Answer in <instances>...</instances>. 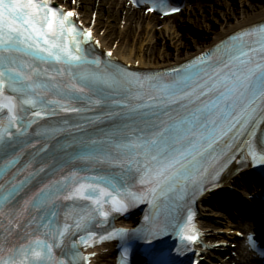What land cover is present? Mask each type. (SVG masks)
Returning a JSON list of instances; mask_svg holds the SVG:
<instances>
[{
	"label": "snow or ice",
	"instance_id": "obj_1",
	"mask_svg": "<svg viewBox=\"0 0 264 264\" xmlns=\"http://www.w3.org/2000/svg\"><path fill=\"white\" fill-rule=\"evenodd\" d=\"M71 16L73 13L69 12L63 19L58 20L55 10L38 4L37 0H0V49L9 53L17 52L44 63L55 60L57 63L68 65L69 68L95 64L96 68L72 73L76 83L68 91L57 93L69 99H79L80 96L76 94H82L87 89L96 97L97 104H103L110 98L107 90H118L125 93L127 99L140 100L143 90L147 88L159 94L152 96L151 99L159 100L161 104L139 107L163 106L166 109L169 104L181 103L185 99L193 102L191 99L193 96L199 100L201 95L216 93L215 99L209 104L196 109L192 120H184L165 127L152 133L150 137L138 136L135 140H129L119 146L125 156H138L141 150L143 151V156L146 158L143 170L145 178L151 185L148 194L153 200L166 190H171L179 180H187L193 172L200 174L203 170V162L211 156L210 150L214 151V145L219 139L227 131L243 127L254 113L257 102H264V63H254L251 53L256 52L257 49L249 44L243 45L240 57H235L239 64L223 65L222 68L214 70V76L204 80L203 83H199L203 77L200 76L198 65H190V71L186 75L166 83L155 78L142 79L130 76L109 66L101 68L99 61H85L80 55H74L67 45L50 42L48 35H55L57 28L63 33L65 22ZM68 31L72 32L73 29L69 28ZM257 43L260 50L264 51V35ZM245 48L247 51L244 50ZM79 51L77 47L76 52ZM108 55L110 56L111 53ZM241 57L248 59L244 60ZM225 69L229 71L225 72ZM43 75L44 73L31 65L0 54V94L3 93L4 83L7 81L13 92L28 97L23 100V104L43 103L42 99H33V97H37L40 91L46 92L58 88V85H50L42 81L40 78ZM190 83L195 85L192 91L187 90ZM133 89L136 90L135 95H131ZM85 98L90 99V97ZM55 103L59 104L58 101ZM11 110L12 107L9 106V111ZM137 110V108L131 109V111ZM12 119L15 117L10 119V124ZM3 135L4 133H0V140H3ZM91 143L95 145L98 142ZM97 158L102 159V157ZM261 163H264V160ZM114 204L115 211L126 210L127 206L124 203L114 199ZM187 238L195 240V237ZM40 243L37 241L38 246ZM51 247V245L47 246L49 253ZM34 255L40 259L43 252H34Z\"/></svg>",
	"mask_w": 264,
	"mask_h": 264
},
{
	"label": "rangeland",
	"instance_id": "obj_2",
	"mask_svg": "<svg viewBox=\"0 0 264 264\" xmlns=\"http://www.w3.org/2000/svg\"><path fill=\"white\" fill-rule=\"evenodd\" d=\"M62 3L75 4L82 18L94 22L98 30L108 40L109 44L119 42L123 49L132 53L143 54L149 63L156 60L171 61L176 57L187 58L200 48L207 47L211 41L232 27L236 19L242 17L262 16L258 11L247 9V1L262 5L264 0H199L191 2L174 17H168L156 22L154 13L140 17L126 2L116 0H59ZM140 13V11L138 10ZM173 22L168 31L164 24ZM204 209L199 215L200 223L207 224L205 234L210 243L219 242L225 235V230L236 229L232 223H237L238 217L229 214L222 205L213 200L203 203ZM219 246L206 251L205 262L214 264H234L228 258L230 251ZM226 261V262H224Z\"/></svg>",
	"mask_w": 264,
	"mask_h": 264
},
{
	"label": "bare ground",
	"instance_id": "obj_3",
	"mask_svg": "<svg viewBox=\"0 0 264 264\" xmlns=\"http://www.w3.org/2000/svg\"><path fill=\"white\" fill-rule=\"evenodd\" d=\"M118 3V2H117ZM247 5V9L249 10H254V11H258L259 13L261 12L263 15L262 16H252V17H248V18H243L241 20L236 19L234 21V24L232 25V27L230 29H228L227 31L223 32L222 36L227 35L229 32H232L236 29L242 28L246 25H249L251 23L257 22V21H261L264 20V12L260 11V9L262 8V5H257L254 3H250L247 1L246 3ZM135 12H137L135 10ZM142 18L146 17V14H144V12L141 13ZM140 16V17H141ZM165 18V17H163ZM81 21L88 27H91L94 29V35L96 38L99 39L100 41V48L101 49H105V50H110L112 52V56L114 58H116L118 61L124 63V64H128L130 67H136L137 68H158V67H163V66H168V65H172V64H176L179 63L181 61L180 57H176L173 60H169V61H164V60H156L153 63H149L147 62V60L144 58V53L143 54H138L136 55V53H132L130 50H126L123 49V47H121V43L120 40L119 42L115 39V41H113L112 43L109 44L108 40L103 36L102 33H100V31L97 28V25L95 23H91L89 22V20L85 19H81ZM156 21L159 22L160 18H156ZM173 25V22L170 23H165L164 24V30L168 31L171 26ZM222 36L216 37V40H219L220 38H222ZM213 41V42H214ZM211 42V44L213 43ZM202 49H198V51H201ZM196 51V52H198ZM194 52V53H196ZM259 181V179H258ZM223 186L224 187H232L235 188L237 191H240L241 193L245 194V195H249L250 193L254 192L256 190V187H254L253 185H248L246 180L243 178L242 173L239 174H234V175H229L223 182ZM212 196H208L205 195L203 196L200 201H199V205H201L202 201L210 199ZM216 200V199H215ZM218 200V199H217ZM219 201V200H218ZM231 203L236 204V201L231 199ZM234 205V208H236V206ZM200 209L202 210L203 207L201 206ZM247 213L252 214L251 209H248ZM252 219L254 218L253 215L250 216ZM130 221L128 222L127 225H130ZM252 224V222L250 220H245V221H241L239 223H237V227H241L243 226V230L248 229V227ZM234 225V224H231ZM203 226H205V229L207 227V224H204ZM239 228L236 229H228L225 230V237L221 238V241H225L226 237L229 238H234L236 239V234L237 231H240ZM205 231V230H204ZM107 250L106 252H98V254L94 257L93 262L94 264H113V262L111 261L112 259V255L110 254V248L111 246H107ZM100 248H94L93 250L95 251H99ZM239 254V253H238ZM235 264H247L246 261L242 260L240 257L235 261Z\"/></svg>",
	"mask_w": 264,
	"mask_h": 264
}]
</instances>
